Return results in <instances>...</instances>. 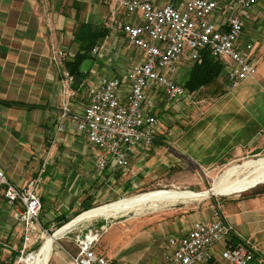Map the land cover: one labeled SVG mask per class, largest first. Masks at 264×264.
I'll use <instances>...</instances> for the list:
<instances>
[{
    "label": "crops",
    "instance_id": "0c3cea01",
    "mask_svg": "<svg viewBox=\"0 0 264 264\" xmlns=\"http://www.w3.org/2000/svg\"><path fill=\"white\" fill-rule=\"evenodd\" d=\"M113 5L112 0H0V168L13 178L14 184H25L26 181L20 178L23 168L14 165L15 160L10 156L21 154L19 148L24 147L22 151L29 153L24 164H30V177L40 176L42 179L39 194L43 203L41 214L43 218L52 219L55 223L59 215L70 218L83 209L151 185L157 179L154 167L157 161L162 160L156 156L159 152L163 153L161 149H157L150 157L140 151L130 159L127 170L112 167L100 171L96 165V147L90 142L91 146H87L84 140L86 137L76 130L72 118L64 119L58 144L53 146L48 143L50 140L46 132L52 123L58 122L66 98L62 93V79L67 59L53 61L52 48H64L76 54L78 47L74 33L78 24L106 29V35L95 45L99 49L91 55L92 64L84 79L92 84L89 89L96 87L106 76L123 75L130 64L142 57L126 43L122 32L109 28ZM118 11L123 13L122 10ZM247 18L244 20L241 40L253 44L252 54L258 58L256 76L246 78L232 92L224 91L209 104L203 103V99L185 101L183 113H193L201 108L205 110L199 118H182L185 119L182 121L185 128L178 139L184 141L187 136V139H196L199 144H207V140H212L218 149L211 154H219L221 157L218 161L214 159L203 165L206 167L264 153V105H260L264 104V0H258L250 19L246 21ZM225 61L230 63L228 59ZM225 61H222L223 67L218 77L220 84L214 86V89L220 86V90H225L222 86L225 82ZM189 68L180 64L177 75L187 73ZM81 84L75 87L72 85L74 94L71 99L78 95ZM225 97L230 99L225 102L221 112L228 105L235 108L237 114L246 111L249 118H202L205 112H214L215 103ZM163 101L159 98L153 108L157 117L162 114L163 105L167 104ZM8 102L15 104L8 106ZM84 104L75 108L71 103L72 112L81 114ZM258 106L261 107L257 109ZM229 113L234 114V111L230 110ZM162 122L160 120L161 126L165 128ZM8 135L16 141L11 153H8ZM34 136L36 140L31 141ZM46 154L50 156L47 159ZM9 166L12 170H9ZM93 183L101 188L94 191ZM109 191L112 197L105 200ZM251 192L224 199L218 211L223 220L233 226L235 239H249L259 253L257 257L264 258V192L253 195ZM58 198H64V201ZM68 198L71 199L69 205ZM56 199L62 208H53L52 203ZM212 216L213 213L204 215L202 219H211ZM7 217L8 230L6 237L0 235V246L7 249L1 256L8 255V264H11L22 244V227L12 220L10 208L0 206V233L6 228L4 222ZM192 223L189 222V226L182 231L189 229ZM7 237H17V245L2 242Z\"/></svg>",
    "mask_w": 264,
    "mask_h": 264
},
{
    "label": "built area",
    "instance_id": "2783aa9c",
    "mask_svg": "<svg viewBox=\"0 0 264 264\" xmlns=\"http://www.w3.org/2000/svg\"><path fill=\"white\" fill-rule=\"evenodd\" d=\"M109 28L123 33L126 43L142 57L130 64L123 75L106 76L89 89L83 112L71 110L75 78L65 70L62 93L66 97L56 125L72 118L76 130L97 149V168L126 170L130 159L146 152L156 136L164 135L153 108L159 98L178 105L195 100L198 91H188L175 75L180 64L201 61L202 53L225 61L224 88L230 91L257 74L253 44L242 42L245 18L258 0H112ZM118 10H122L120 13ZM120 15V16H119ZM94 46L91 55L98 52ZM75 53L52 48L55 62L71 60ZM11 209L12 218L23 229L22 244L11 264H30L29 250L36 241L42 200L38 180L24 185L10 181L0 169V206ZM13 209V210H12ZM106 225H103L102 231ZM102 231L89 228L72 239L73 252L62 248L67 264H111L95 251ZM162 251L163 264H264L249 239H235L234 228L213 212L211 219H199L181 235H170Z\"/></svg>",
    "mask_w": 264,
    "mask_h": 264
},
{
    "label": "rangeland",
    "instance_id": "374dc122",
    "mask_svg": "<svg viewBox=\"0 0 264 264\" xmlns=\"http://www.w3.org/2000/svg\"><path fill=\"white\" fill-rule=\"evenodd\" d=\"M250 17L251 15L246 19V21L250 19ZM183 65L184 64H182V66ZM186 75L187 73L183 74L182 72L180 75L176 74L175 78L178 82H182L186 78ZM217 84H220L219 80H217V82L213 85H209L207 87L199 89L200 91L197 92L194 99H203V103L209 104L213 99L218 98L219 95L226 91V89L220 90V86H218L217 89H214V86H217ZM81 85L82 87L78 91V95L70 100L72 106H74L75 108L80 107L81 103H85L84 99L86 93L90 85L92 84L88 83L87 80H84ZM222 86L224 85L222 84ZM235 88L231 89L230 91L232 92L233 90H235ZM83 94L84 96H82ZM229 97H225V99H219L217 103H215L216 108L214 112H205L202 118H249V114L246 111L237 114L235 113V108H233L232 106L229 107L228 105L225 106V109H223L224 112H221V108L224 106L225 102L227 100L229 101V99L231 98ZM220 100L221 103L219 102ZM233 104L236 105V102L234 100ZM248 105L249 108L252 107L249 103ZM260 105L262 106L264 104ZM185 106V101L184 103H180L178 105L164 104L162 107V114L160 116L158 115V119L164 122H162V124H165V128L163 127L164 135L156 136L154 144L151 146L152 148L150 147L151 150H147L145 152L146 155L149 154L148 157H150L156 152L157 149H161V151H163V153L159 152L156 155L158 158H162V162H165L162 164L160 163L161 161H157L158 164L156 167H154L155 174H157L156 182L145 187L134 189L132 192L121 194V196L116 198L114 197L113 199L107 200L106 202L96 204V207L94 206L93 208H90L88 210L128 199L132 196L144 195L158 190L174 189L178 191L190 190L195 192L208 190L215 179L228 167L234 164H241L248 160H256L258 158L264 157V153L253 154L225 163L219 162L213 167L203 166L211 160L217 159L218 161L221 155L215 153L211 154L218 149L216 145L212 144V140H207L209 141L207 144H203V142L199 144L196 139H187V136L185 137L184 141H180L178 139V137H180V132L185 128V123L182 122L185 119L182 118H199L203 115V112L205 110L204 108H201V110L199 111L186 114L183 113L185 112ZM261 106H258L257 109H259ZM230 110H233L234 114H230ZM31 128L32 125L30 126V131ZM192 132L189 135L190 137L192 136ZM46 133H48V138L50 140L48 143L50 145L55 146L56 143L58 144V138L60 137L61 133L60 131L58 132L56 130L55 123H52V125L48 127ZM35 138L36 137L34 136L31 141H35ZM27 140V144L30 145V140ZM84 140L86 141L85 143L87 144V146H91V144H89V142L85 138ZM14 144H16V141L13 140L10 135H8V153H11V148ZM45 147L48 148L47 145H45ZM23 149L24 147L19 148L21 154H10V156H12L15 160L14 165H19L23 169H27L24 170V172L23 169L20 171L21 181H26V183H28L32 179L38 180V193L40 194L42 179L40 176L30 177L29 172L31 168L28 171V166H30V164H24L25 160H27L26 158H28L29 156V153L22 151ZM47 151H49V149ZM48 156L49 155L46 154L45 159L50 157ZM8 168L9 170H12L10 166ZM3 172L10 181L15 183L13 178H10L8 174L5 173V171ZM262 181L263 183L256 185L254 188H248L249 190H245L246 192L242 191L241 193L238 192L228 195H210L207 197L192 200L193 202H176L177 204L174 203L157 211L142 215L128 214L124 215L125 217L120 216L117 218H103L101 216H98L93 217L89 220H84L78 223L74 228L66 232L61 238H58L53 243L51 255L47 264H67V256L64 250L60 248V246L73 252L75 250V246L72 239L75 237V235L81 232H86V230H88L89 228H95L99 232H101V227L103 225H106V228L104 231H102L101 237L99 238V241L97 242L94 249L96 252L101 253L106 258L110 259L112 262L111 264H163L162 251L165 247L167 248L168 236L183 233L184 231L182 230L186 228L189 222L191 224L194 220L202 219L204 215L209 216L213 212L218 211L220 208V204L224 199H229L243 193L248 194L252 190L263 188L264 179H262ZM93 184H95L92 187L94 191H97L101 188V186L97 183ZM110 192L111 191L108 192L109 194L106 196L105 200L112 197V194ZM73 198H76V196L73 195ZM59 200L64 201V198L62 200ZM60 201L56 199L55 202L52 203L53 208H58L59 206L61 207ZM69 202H71L70 198H68V205ZM64 205H66V203ZM2 207L6 206L2 205ZM86 211L87 210H84L80 214ZM79 215L71 218L70 220L73 221ZM12 220L16 224H18L17 221H15L13 218ZM96 220H101V222L98 223V221ZM39 221L42 228L37 226L38 229L36 232V241L29 249L35 250L37 252L39 248L47 242L50 235L55 233L65 224L70 223L68 221L57 228L54 220L43 218V215L41 213L39 215ZM52 222H54V224H52ZM4 223L6 225V228L4 229V231H1L0 235L6 237V232L8 230V217ZM10 223H12V221ZM21 233H23V229H21ZM17 241V237L9 239L7 237V240H2V242L9 243L11 245H17ZM19 245L20 243L18 244V246ZM6 250V248L0 246V256L1 254L3 255V253H6ZM37 252L33 256V258L30 259V264L34 263ZM9 253L10 250L8 248L7 254ZM1 258L2 259H0V264H8V255H4L3 257L1 256Z\"/></svg>",
    "mask_w": 264,
    "mask_h": 264
},
{
    "label": "bare ground",
    "instance_id": "6f19581e",
    "mask_svg": "<svg viewBox=\"0 0 264 264\" xmlns=\"http://www.w3.org/2000/svg\"><path fill=\"white\" fill-rule=\"evenodd\" d=\"M262 179H264V157L256 160H248L241 164H234L228 167L215 179V181L213 180L214 182L208 190L200 192L190 190L178 191L174 189L158 190L87 210L50 235L47 242L39 248L33 264H47L51 255L53 243L84 220H89L98 216L103 218H117L128 214L142 215L157 211L176 202H193L192 200L210 195L238 193L263 183ZM34 255L35 254H32L28 258V261H30Z\"/></svg>",
    "mask_w": 264,
    "mask_h": 264
},
{
    "label": "trees",
    "instance_id": "16d2710c",
    "mask_svg": "<svg viewBox=\"0 0 264 264\" xmlns=\"http://www.w3.org/2000/svg\"><path fill=\"white\" fill-rule=\"evenodd\" d=\"M106 35V29L101 26H92L85 23L78 24L74 33V41L77 43V52L73 59L65 61L66 70L75 78L73 86L80 85L88 73H79L80 65L85 59H91V50L98 40ZM223 63L221 60L214 58L207 51L202 53L201 61L194 63L187 71L186 78L181 82L188 91H196L203 87L213 85L217 82L222 71ZM81 76L82 81L78 82L77 77ZM14 102H8V106L14 105ZM248 191V190H246ZM245 191V192H246ZM264 192L262 189L252 190L251 195ZM241 193V192H239ZM94 206L83 209L75 213L72 217L66 218L64 215L57 216L56 227H60L71 218L77 216L82 211L93 208ZM96 207V206H95ZM12 263V262H11Z\"/></svg>",
    "mask_w": 264,
    "mask_h": 264
},
{
    "label": "water",
    "instance_id": "95a60500",
    "mask_svg": "<svg viewBox=\"0 0 264 264\" xmlns=\"http://www.w3.org/2000/svg\"><path fill=\"white\" fill-rule=\"evenodd\" d=\"M91 64H92V60L91 59H85L82 62V64L80 65L79 73L80 74L87 73L88 70L90 69ZM77 80H78V82H81L82 81V77L81 76H78L77 77Z\"/></svg>",
    "mask_w": 264,
    "mask_h": 264
}]
</instances>
